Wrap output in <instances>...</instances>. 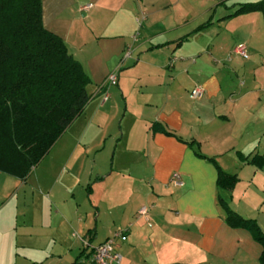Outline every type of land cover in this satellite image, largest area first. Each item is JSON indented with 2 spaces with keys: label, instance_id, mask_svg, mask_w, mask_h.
Segmentation results:
<instances>
[{
  "label": "crops",
  "instance_id": "0c3cea01",
  "mask_svg": "<svg viewBox=\"0 0 264 264\" xmlns=\"http://www.w3.org/2000/svg\"><path fill=\"white\" fill-rule=\"evenodd\" d=\"M259 1L138 0L136 7L135 0H42L44 26L65 41L92 81L85 111L62 137L71 130L86 139L92 134L87 152L115 145L110 172L101 158L73 179L67 193L75 203L68 213L81 210L74 191L87 185L95 220L78 218L79 233L98 246L126 230L121 264H262L261 244L248 230L230 227L218 201L221 195L264 231V168L250 163L264 156V16L227 18L240 5ZM203 3L209 4L199 10ZM208 16L211 24L198 31L208 21L193 18ZM239 44L247 47L248 59L235 53ZM114 72L119 81L112 86L107 78ZM198 86L205 94L194 99ZM155 124L175 136L154 132ZM178 137L195 141L202 154L237 175L235 189L219 190L215 165ZM175 173L181 186L172 181ZM8 176L0 175V213L12 195L7 186L31 175L26 181ZM99 195L109 200L105 223ZM143 208L147 216L139 213ZM67 249L79 252L73 264L91 256L84 248ZM55 258L41 250L25 262L50 264Z\"/></svg>",
  "mask_w": 264,
  "mask_h": 264
},
{
  "label": "trees",
  "instance_id": "16d2710c",
  "mask_svg": "<svg viewBox=\"0 0 264 264\" xmlns=\"http://www.w3.org/2000/svg\"><path fill=\"white\" fill-rule=\"evenodd\" d=\"M253 12L264 16V0L242 4L227 18ZM210 24L208 21L198 31ZM91 84L65 41L44 26L42 0H0V172L26 181L38 162L83 114L91 99ZM16 112L25 114L21 128L16 126ZM153 129L175 136L160 124ZM178 139L194 148L199 158L215 165L219 190L235 189L237 175L226 173L214 157L202 154L195 141ZM34 146L35 159L29 154ZM250 163L262 169L264 156L256 155ZM218 201L226 211V223L248 230L261 244L264 264V231L257 220L234 211L221 195Z\"/></svg>",
  "mask_w": 264,
  "mask_h": 264
},
{
  "label": "rangeland",
  "instance_id": "374dc122",
  "mask_svg": "<svg viewBox=\"0 0 264 264\" xmlns=\"http://www.w3.org/2000/svg\"><path fill=\"white\" fill-rule=\"evenodd\" d=\"M138 3V0H135L136 7L139 5ZM207 4L198 5L199 10H205ZM138 10L139 7L136 11ZM209 17L204 19L205 21H200L201 19L198 17L193 19L194 22L200 24L207 22ZM131 25L130 34H134L139 26L136 24L132 28ZM147 25L148 23L144 22L143 27H141L144 30L141 33L143 37L148 34L146 32ZM24 118L25 114L16 112L17 127L21 128ZM81 134L82 132H76V130L73 132L72 130L68 131L64 137H61L52 146L45 156L46 158L38 162L26 183L9 184L7 186L6 189L12 195L4 201L0 213V264H7L9 261L26 264V255L33 257L41 250L46 254H56L58 256L50 264H73L77 260L79 252L71 255L68 254L67 248L69 246L80 250L84 248L85 239L80 235L81 232L78 228L80 222L77 224V220L80 218L84 222L86 219L87 224H92L95 220L94 208H92V203L88 199L87 185H84L83 188L78 187L74 191L77 202L82 204L81 210L68 213L69 206L75 202L70 200L71 193H67L69 192L67 188L71 189L73 179L78 178L88 167L93 166L95 161L99 166L101 158L104 159L102 167L110 172L115 152V145L112 141L107 145H101L99 148L102 150L95 147L91 152H87L86 147L93 146L91 145L93 135L91 134L86 139L83 132L82 140ZM36 147L34 146L29 152L34 159L37 152ZM0 175L8 176L4 173ZM99 199L104 203L103 211H106V214L102 216V220L105 223L109 218V200L100 195ZM87 252L91 253V250L89 249ZM79 260L77 264H92L91 256Z\"/></svg>",
  "mask_w": 264,
  "mask_h": 264
},
{
  "label": "built area",
  "instance_id": "2783aa9c",
  "mask_svg": "<svg viewBox=\"0 0 264 264\" xmlns=\"http://www.w3.org/2000/svg\"><path fill=\"white\" fill-rule=\"evenodd\" d=\"M90 7V6H89ZM86 7V8H89ZM235 53L241 56L244 59L249 58V53L247 47L243 44L237 45L235 48ZM131 56V50H127L125 58ZM119 77L118 73L114 72L109 75L107 78V84L115 86L118 84ZM205 94V90L202 86L196 87L192 91V97L194 99L202 98ZM172 181L175 185L181 186L182 179L179 173H175L172 177ZM141 215L147 216V209L143 208L139 212ZM128 240L127 231H118L112 237L107 239L104 243L93 246L89 237L84 240V249L85 251L91 250L92 264H121L122 255L119 253V246L121 243Z\"/></svg>",
  "mask_w": 264,
  "mask_h": 264
}]
</instances>
